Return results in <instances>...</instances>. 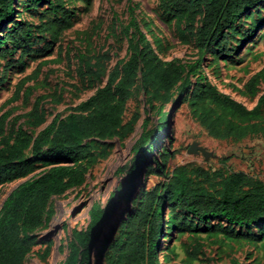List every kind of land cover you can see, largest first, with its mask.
<instances>
[{
    "label": "trees",
    "instance_id": "16d2710c",
    "mask_svg": "<svg viewBox=\"0 0 264 264\" xmlns=\"http://www.w3.org/2000/svg\"><path fill=\"white\" fill-rule=\"evenodd\" d=\"M20 1L0 0V58L19 51L16 63L51 48L69 23L62 3ZM127 2L130 19L122 30L127 56L113 66L103 86L86 100L53 116L34 135L17 123L22 119L42 122L40 108L46 97H37L27 114L15 116L8 132L5 127L11 112L0 115V185L25 179L43 169L20 184L1 205L0 264H24L37 245L35 232L48 220L45 211L49 200L83 184L82 163L95 161L92 147L87 142L91 139L104 141L114 136L123 138L132 131L131 126L137 121V116L131 123L124 124L123 114L136 81L140 82L150 109H154L155 100L161 107L185 101L191 117L214 140L239 143L264 138V92L249 109L221 93L201 75L195 78L198 64L188 66L176 59L163 61L138 25L132 0ZM40 3L47 7L40 16H50L39 21V25L17 20L23 9L35 11ZM161 5L177 20H184V29L193 36L194 47L199 52H212L216 48L221 56H229L233 48L229 49V41L225 39L236 32L245 15L264 5V0H161ZM260 25H264V19L252 22L249 29L254 31ZM33 35H36V43L44 41L45 35L48 40L40 49H35V43L29 42ZM13 65L15 62L10 60L4 68L7 70ZM94 75L89 64L80 65L78 78L82 84L87 77ZM3 82L4 78H0V85ZM21 86L20 82L14 99L18 97ZM168 116L160 113V129L166 127ZM148 123L149 118H146L132 147L136 156L151 153L157 141L158 131L147 130ZM103 148L111 146L104 144ZM174 157V152L162 151L154 158L157 170L147 167V173H154L163 180L142 194L137 209L127 219L121 218L117 238L114 237L116 229L108 246L104 249L103 245L105 264H159L161 235L170 223V218H164L165 210L171 213L177 209L198 222L214 218L223 219L232 226L264 224V181L243 171H213L194 163L170 170L167 162ZM138 167L134 162L128 169V178L118 192L119 198L131 192ZM113 207L112 203L105 208L92 205L86 229L72 231L68 255L61 264H90L93 252L98 250L99 254L102 251H92V247ZM213 231L230 233L227 228L218 226H214ZM51 246L48 243L45 255Z\"/></svg>",
    "mask_w": 264,
    "mask_h": 264
},
{
    "label": "rangeland",
    "instance_id": "374dc122",
    "mask_svg": "<svg viewBox=\"0 0 264 264\" xmlns=\"http://www.w3.org/2000/svg\"><path fill=\"white\" fill-rule=\"evenodd\" d=\"M25 1L21 0L20 3ZM50 1L62 3L69 19L68 27L59 34L52 47L43 54L26 57L22 63H16L19 51L0 58V78H4L0 85V115L11 112L5 127L7 132L15 116L27 114L37 97H46L40 108L42 122L22 119L17 123L28 133L36 134L53 116L76 106L103 86L113 66L127 56L126 40L122 35L130 19L127 0ZM132 3L138 25L163 61L176 59L188 66L196 63L198 71L195 78L201 75L221 93L249 109L255 105L264 92V25L254 31L249 26L264 19V5L242 18L236 32L225 39L229 41V49L233 48L232 54L221 56L216 48L212 52H199L194 47L193 36L184 29V20H177L165 12L161 0H132ZM46 8L45 3H40L35 11L23 9L17 20L37 26L39 21L50 16H40ZM35 36L29 42L35 43V49H40L48 37L45 35L44 41L36 43ZM10 60L15 65L6 70L4 66ZM84 64H89L95 75L87 77L82 84L78 70ZM20 82L19 95L14 99ZM153 106L154 109L149 108L140 82L136 81L123 114L124 124L131 123L132 118L137 116V121L131 126L132 131L123 138L114 136L104 141L91 139L87 142L92 147L95 161L82 163L85 174L82 185L49 200L45 211L48 220L35 232L37 245L32 248L24 264H61L68 255L72 231L86 229L92 205L105 208L112 203V215L93 244L92 251L98 249L102 235L117 211L118 217L105 240V249L121 218L127 219L137 209L142 194L163 180L146 171L148 166L157 170L154 158L162 151L175 153L174 159L167 162L170 170L194 163L213 171H243L264 181V158L255 159L252 152L256 146L264 149V138L239 143L214 140L191 117L185 101L161 107L155 100ZM160 113L169 114L163 130L159 128ZM146 118H149L146 129L154 133L158 131L157 141L151 153L136 156L132 147L142 132V123ZM193 143L209 155L188 154ZM104 144H109L111 148L104 149ZM134 162L138 163L139 170L133 179L131 192L119 198V189L126 182L128 169ZM42 170L35 171L25 179L0 185V208L13 190ZM164 218H170V223L164 227L161 235L159 264H264V224L232 226L223 219L214 218L198 222L177 209L171 213L165 210ZM214 226L227 228L230 233H216ZM117 236L118 229L114 237ZM48 243L52 246L45 255ZM104 249L100 251L97 262L91 256L90 264H105Z\"/></svg>",
    "mask_w": 264,
    "mask_h": 264
},
{
    "label": "bare ground",
    "instance_id": "6f19581e",
    "mask_svg": "<svg viewBox=\"0 0 264 264\" xmlns=\"http://www.w3.org/2000/svg\"><path fill=\"white\" fill-rule=\"evenodd\" d=\"M122 210V209H121ZM114 217H112L113 219L111 220V222L107 225V227H106V230H105V232L103 233V235H102V238H101V241H100V243H99V245H98V249L99 250H102V248H103V245L105 244V239H107V237L109 236V234H110V232H111V229H112V227H113V225L115 224V221H116V219H117V217H118V212L117 211H115L114 212ZM110 219V218H109ZM108 223V222H107ZM106 225V224H105ZM104 225V226H105ZM104 228V227H103ZM103 230V231H104ZM162 252V251H161ZM92 256H93V258H94V261L95 262H97L98 261V259H99V254H98V250L96 251H94L93 252V254H92ZM162 258H163V256H161ZM161 258V259H162Z\"/></svg>",
    "mask_w": 264,
    "mask_h": 264
},
{
    "label": "water",
    "instance_id": "95a60500",
    "mask_svg": "<svg viewBox=\"0 0 264 264\" xmlns=\"http://www.w3.org/2000/svg\"><path fill=\"white\" fill-rule=\"evenodd\" d=\"M197 153H201L205 157H207L209 155L202 147L198 146L196 143H193L188 149V154H197ZM111 215L112 214H109L108 218L104 221V223L101 227V230L104 227V225L107 223V221L109 220Z\"/></svg>",
    "mask_w": 264,
    "mask_h": 264
},
{
    "label": "crops",
    "instance_id": "0c3cea01",
    "mask_svg": "<svg viewBox=\"0 0 264 264\" xmlns=\"http://www.w3.org/2000/svg\"><path fill=\"white\" fill-rule=\"evenodd\" d=\"M254 142L255 143H259V141H254ZM252 152H253V155H254L255 159H263L264 158V149H263V147L256 146L253 149ZM244 157H246V156H244Z\"/></svg>",
    "mask_w": 264,
    "mask_h": 264
}]
</instances>
